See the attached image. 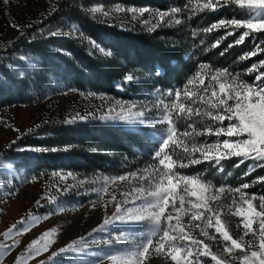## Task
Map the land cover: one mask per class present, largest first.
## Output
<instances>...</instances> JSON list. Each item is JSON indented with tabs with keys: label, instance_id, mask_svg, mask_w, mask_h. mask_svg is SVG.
Returning <instances> with one entry per match:
<instances>
[{
	"label": "rangeland",
	"instance_id": "obj_1",
	"mask_svg": "<svg viewBox=\"0 0 264 264\" xmlns=\"http://www.w3.org/2000/svg\"><path fill=\"white\" fill-rule=\"evenodd\" d=\"M220 2L222 3L223 0ZM56 3L57 0H9V3L5 4L4 0H0V49L4 43H11L18 38L29 23L36 22L54 11ZM235 6L237 11L239 10L234 18L236 20L246 21L255 15L241 9L238 5ZM130 9L136 11H129ZM141 9H147V11L142 13ZM92 11L98 14L106 24L123 27L130 21H140L142 26L153 30L166 24V21L177 22L179 13L173 10L161 11L156 8H135L123 5L105 7L103 4L94 6ZM161 13H166L163 20L160 19ZM13 25L19 27H13ZM62 29H64L63 26H61ZM67 33L64 36L71 34V32ZM74 35L78 37L80 32L75 30ZM93 45L96 46V44ZM98 50L100 53H106L103 48ZM15 67L12 66L13 69ZM14 71L19 73L20 70ZM218 71L223 74L217 75ZM128 72L121 80L115 82V90L118 94L114 96L90 91H69L50 96L41 104H19L0 111V262L2 264H174L166 253L157 255L154 249H150L149 258L139 256L142 246L149 239L155 244L159 242L162 235L151 220L130 221L116 217L117 207L139 209L143 203L152 199L148 194L156 191L160 184L163 166L159 164V158L155 154L163 147L166 131L170 125L167 121L152 125L150 121L139 123V120L148 118L159 121L162 116L171 115L176 125L177 139L182 142V146L172 145L166 151L174 161L172 170L177 177L186 176L181 169L190 165L189 157L208 161L203 159L199 151L192 152L193 147L200 148L203 144L221 142L226 138L210 135L205 131L207 127L214 126L215 122L204 113L213 110L207 104L201 103L197 97L204 94L205 88L208 89L209 96L212 88L218 91V83L221 81L233 88L239 84L255 86L257 73L254 76L253 72L249 73L247 70L248 77L254 76V80L251 81L249 78H239L221 69L213 70L210 67L199 66L182 88L164 89L156 87L153 82V77L158 76L161 69L153 75L132 70ZM197 72H200L204 78L203 85L198 80H194ZM129 74L133 75L134 79L131 82H125V77ZM213 76H216V80L212 79ZM190 80L194 82L189 84ZM185 89L193 93L191 100L183 96ZM175 91L182 93L181 99L187 107H198L201 115H193L190 120L178 111L172 110L169 113L165 105L174 103L175 97H170L169 93ZM122 108L125 110V115L130 109L132 113H144V116H137L135 123L113 119L112 117L120 113ZM109 109H115V111L110 112ZM84 116L137 132L146 148V154L139 159H143L142 163L146 166L130 174L119 176L96 174L92 178H82L74 172L62 170L36 177L28 171L16 169L12 154L9 152L11 145L32 130L41 120L63 117L79 120ZM223 123L227 125L229 122L225 120ZM188 124H192V127L201 135H196L192 129L187 128ZM185 131H188L190 135L184 136ZM184 146L187 147V152ZM121 176L126 179L121 180ZM188 177L197 180L198 184L205 185L207 189L205 196L208 198L209 206L219 211L221 223L233 239L240 240L245 246L258 244L257 235L253 233L244 235L242 217L232 215V212L243 204L241 192L245 194V199L252 197L243 187L240 192H237L236 189L214 186L196 176ZM221 188L223 191H220ZM181 197L186 201L183 208L180 207ZM255 197L256 199L252 201L253 206L258 211L262 210L259 207L261 196ZM192 200L194 198L178 190L173 203L179 212L174 211L171 204L167 210L174 217L171 224L175 225L178 217L180 226L190 239H181L177 233L173 232L172 234L177 235V238L165 243L170 247L193 251L195 254L198 246L191 241H200L225 264H240L239 259L224 252L225 245L230 242L224 241L222 235L216 232L215 216L212 213L204 212V216L197 221L191 219L192 212L196 211L191 209L188 203ZM208 216H212L211 226L206 219ZM106 220L107 224H105ZM162 223L165 228L168 227L166 220ZM9 229H12L10 233ZM257 229L258 223H255L253 231ZM202 230L206 235L202 234ZM5 233L9 235L5 237ZM61 248L66 251L60 252ZM233 252L235 257L241 255L238 249H234ZM196 260L199 264H216L210 256H198Z\"/></svg>",
	"mask_w": 264,
	"mask_h": 264
},
{
	"label": "trees",
	"instance_id": "obj_2",
	"mask_svg": "<svg viewBox=\"0 0 264 264\" xmlns=\"http://www.w3.org/2000/svg\"><path fill=\"white\" fill-rule=\"evenodd\" d=\"M197 2L57 0L54 11L29 23L18 38L2 45L0 111L19 104H41L50 96L69 91L114 96L118 94L115 82L130 70L153 75L161 69L153 82L164 89L182 88L202 65L253 81L256 72L252 77L246 72L251 65L264 60V53L259 51L264 48V32L233 26L207 32L205 29L213 23L234 19L239 10L228 4L215 11H201ZM204 2L199 0L200 4ZM98 4L161 11L179 9V23L166 21L155 30L145 28L140 21H130L123 27L110 25L92 11ZM61 26L64 29L61 30ZM75 30L80 36L74 35ZM54 31L71 34L50 36ZM245 31L249 35L242 43L235 44ZM226 32L234 34L224 38ZM218 40L220 43L215 46ZM98 48L105 49L106 53H100ZM253 50L257 51L256 56L242 58ZM15 69H19V73ZM36 148L48 151H34ZM53 148L56 151H51ZM145 150L137 132L90 117L85 120L63 117L41 120L16 140L9 152L16 169L36 177L62 170L92 178L96 174L119 176L140 170L146 166L143 159H139L144 157ZM241 159L225 158L220 165L215 161H201L181 170L186 176H196L230 190L242 189L247 183L249 187L245 191L250 196H264V182L258 179L264 177V161L244 159L240 163Z\"/></svg>",
	"mask_w": 264,
	"mask_h": 264
},
{
	"label": "snow or ice",
	"instance_id": "obj_3",
	"mask_svg": "<svg viewBox=\"0 0 264 264\" xmlns=\"http://www.w3.org/2000/svg\"><path fill=\"white\" fill-rule=\"evenodd\" d=\"M4 3L8 4L9 0H4ZM228 4L238 5L241 9H245L255 15L246 21L222 19L210 25L207 29H205V31L211 32L212 30L221 27L227 28L229 26H233L236 29L245 28L251 30L252 32H264V0H223V3H221L220 0H215V3H213V0H205L202 4H200L198 0L197 7L201 11L204 9H212L215 11L217 8L227 6ZM129 11L135 12L136 10L130 9ZM140 11L143 13L146 12L147 9H141ZM179 11V9H173V12ZM105 15H107V13H105ZM165 15L166 13H161L160 19L163 20ZM177 23H179V21H177ZM13 27L18 28L19 26L13 25ZM67 34L68 33H63L61 31L49 33L52 37ZM233 34V32H226L224 38H226L227 35ZM248 35L249 32L245 31L235 41V44L242 43ZM219 43L220 41L218 40L215 46H218ZM259 51L264 53V48H260ZM257 54V51L253 50L250 53L245 54L242 58H251ZM201 67L205 68L207 65H202ZM260 68H264V60L254 63L248 69L249 73H257L255 77L257 83L255 86L239 84L237 87L233 88L231 85L221 81L218 83V91L215 88H212L211 95L209 96L207 94L208 89L205 88L204 94L197 97L201 103L207 104L209 108L213 110L204 113V115L210 117L211 120L215 122L214 126L207 127L205 131L210 135L225 136L226 138L221 142L203 144L200 148L193 147L191 149L192 152L199 151L204 160H208L209 162L215 161L217 165H220L223 159L231 156L242 158L240 163H243L244 159H258L264 161V71H260ZM221 74L223 73L220 71L217 72V75ZM133 79V75L129 74L125 77V82H131ZM212 79L216 80V76H213ZM194 80H198L201 85L204 84V78L200 72L196 73ZM194 80H190L188 83L191 84ZM169 96L175 97V101L172 105H165V109L169 113L172 110H175L184 114L190 120L193 115H201L198 107L189 108L185 105L181 99L182 93L180 91L170 92ZM183 96L191 100L193 93L185 89L183 91ZM109 111L112 112L115 111V109H109ZM124 113L125 110L122 108L121 112L112 118L125 120L127 123H135L137 116H144V113H132L130 109L127 111L126 115ZM86 118V116L81 117V119ZM225 120L229 122L227 125L223 123ZM146 121H150L152 125L167 121L170 125L166 131V139L163 142V147L155 154V156L159 158V164L163 166V169L161 170L160 184L156 191L148 194L152 199L143 203L139 209H122L121 207H117L116 210V217L119 219H127L130 221L149 219L155 224L157 231L162 232L159 242L153 244V241L149 239L142 246L139 256L145 259L149 258L150 249H154L157 255H163L166 253L174 264H199L196 260V257L198 256H210L211 260L215 261L216 264H225L224 261L211 252L207 245H202V242L200 241H191L192 244L198 246L195 254L193 251H185L182 248L174 246L170 247L169 244L165 243L166 241H174L177 238V235H179L181 239H190V237L184 233L183 227L180 226L178 217L177 223L175 225L171 224L174 217L170 211H167L171 204L172 209L177 213L179 212V209H177L173 203L179 190L186 193L188 197L194 198V200L188 201L191 209L196 210L192 212L191 219L193 221L200 220L201 217L204 216V212L212 213V215L215 216L216 232L222 235L224 241L230 242L225 245L224 252L233 255L236 259H239L240 264H264V196L260 197L261 203L259 207L262 210L258 211L253 206L252 202L256 199L255 195H252L251 199H245V194L241 192V200L243 201V204L232 212V215H239L242 217L245 236L249 233H253V235L258 236V244L256 246L251 244L245 246L240 240L233 239L229 235V232L221 223L219 211L209 206L208 198L205 196V192L207 190L205 185L198 184L197 180L188 176L177 177L176 173L172 170L174 161L166 149H169L172 145L182 146V142L177 139L176 125L173 122L171 115H164L159 121L144 118L140 119L139 123H145ZM187 128L192 129V132L196 135H201L200 132L192 127V124H188ZM183 135L188 136L190 133L185 131L183 132ZM233 138H235L234 141ZM184 148L187 152V147L184 146ZM33 150L48 151V149L41 148ZM51 151H56V149L53 148ZM188 162L190 164H198L201 160L189 157ZM181 166L186 165L181 164ZM120 179L125 180L126 177L121 176ZM258 179L261 182H264V177H259ZM242 187L247 189L249 185L245 183ZM220 191H223V189L221 188ZM236 191L240 192L241 189L237 188ZM185 202L184 198L181 197V208H183ZM201 209L204 211H199ZM145 213H147V215H145ZM206 219L208 221V225L211 226L212 216H208ZM165 220L168 222L167 228H165L162 223ZM107 223L108 221L106 220L105 224ZM255 223H258V229L254 232L253 225ZM198 226L199 225H197V227ZM11 231L12 229H9V233ZM173 232L177 233V235H173ZM9 233H5V237H7ZM202 234L206 235L203 230ZM153 235H155V233H153ZM234 249L240 250L241 255L239 257H235L233 252ZM64 251H66V249H60V252ZM112 259H115V257H112ZM0 264H2V262H0Z\"/></svg>",
	"mask_w": 264,
	"mask_h": 264
}]
</instances>
